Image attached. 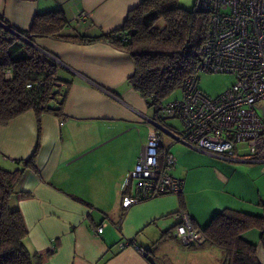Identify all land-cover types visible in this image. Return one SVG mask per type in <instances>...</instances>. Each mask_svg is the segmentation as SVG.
I'll return each mask as SVG.
<instances>
[{
  "label": "crops",
  "instance_id": "obj_1",
  "mask_svg": "<svg viewBox=\"0 0 264 264\" xmlns=\"http://www.w3.org/2000/svg\"><path fill=\"white\" fill-rule=\"evenodd\" d=\"M141 1L0 0V14L26 30L36 13L61 10L69 21L63 34L97 36L119 28ZM82 12L87 18H79ZM32 41L71 81L61 116L45 113L38 121L30 110L0 124V167L24 168L10 204L21 211L35 264H222L218 247L179 243L178 213L200 229L224 208L264 216V162L250 158L241 143L233 156L214 154L153 125L154 110L127 81L134 71L127 51L102 40ZM154 132L162 138L160 154L176 158L168 172L181 180L182 190L124 207L123 197L135 192V181L125 184V177ZM33 153V166H25ZM261 231L246 229L241 238L256 245L264 264ZM126 241L137 247L121 246Z\"/></svg>",
  "mask_w": 264,
  "mask_h": 264
},
{
  "label": "trees",
  "instance_id": "obj_2",
  "mask_svg": "<svg viewBox=\"0 0 264 264\" xmlns=\"http://www.w3.org/2000/svg\"><path fill=\"white\" fill-rule=\"evenodd\" d=\"M68 25L61 10L36 13L26 30L14 27L0 14L1 125L30 110L38 121L45 113L61 116L71 83L60 76L58 61L11 29L30 41L35 37L77 43L102 40L127 51L134 63L128 83L154 110V119L165 125L158 117L159 108L187 77L196 74L209 31V16L182 8L178 0H142L127 12L119 28L109 32L65 35L62 31ZM33 157L34 153L25 166H33ZM23 172L24 168L9 171L0 167V264H35L38 259L25 244L27 227L21 211L10 204ZM252 227L261 228L264 240V216L224 208L201 230L206 243L223 251L222 264H259L256 245L241 238V233Z\"/></svg>",
  "mask_w": 264,
  "mask_h": 264
},
{
  "label": "built area",
  "instance_id": "obj_3",
  "mask_svg": "<svg viewBox=\"0 0 264 264\" xmlns=\"http://www.w3.org/2000/svg\"><path fill=\"white\" fill-rule=\"evenodd\" d=\"M194 9L209 16L203 57L196 74L180 86L182 97L164 102L158 111L160 118L177 119L180 125H164L158 119L151 122L174 140L202 151L233 156L236 145L241 143L250 158L264 162V0H195ZM87 16L82 12L79 18ZM201 71L229 73L235 81L224 92L210 97L197 86ZM161 147L160 134H149L125 177V184L135 181V192L123 197L124 207L182 190L181 180L168 172L176 158L168 151L160 154ZM178 216L174 232L179 243H204L205 235L187 213L179 212ZM104 225L95 228L97 234ZM127 245L136 246L132 241L121 244Z\"/></svg>",
  "mask_w": 264,
  "mask_h": 264
},
{
  "label": "rangeland",
  "instance_id": "obj_4",
  "mask_svg": "<svg viewBox=\"0 0 264 264\" xmlns=\"http://www.w3.org/2000/svg\"><path fill=\"white\" fill-rule=\"evenodd\" d=\"M179 6L186 10H193L195 0H178ZM9 75V73H7ZM197 86L201 89L205 94L210 97H215L220 93L224 92L228 89L233 82L235 81V77L229 73L223 72H205L201 71L197 74ZM182 97L181 88L175 89L169 96L165 99V103L180 99ZM166 123L172 124L174 126L179 127L180 122L177 119H166ZM157 262V259H155Z\"/></svg>",
  "mask_w": 264,
  "mask_h": 264
},
{
  "label": "water",
  "instance_id": "obj_5",
  "mask_svg": "<svg viewBox=\"0 0 264 264\" xmlns=\"http://www.w3.org/2000/svg\"><path fill=\"white\" fill-rule=\"evenodd\" d=\"M23 40H25L26 42H29L30 44L34 45V43L32 41L28 40L27 38H23Z\"/></svg>",
  "mask_w": 264,
  "mask_h": 264
}]
</instances>
